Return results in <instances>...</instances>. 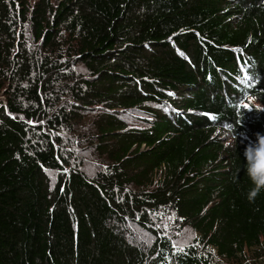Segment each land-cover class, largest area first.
<instances>
[{
    "label": "trees",
    "instance_id": "trees-1",
    "mask_svg": "<svg viewBox=\"0 0 264 264\" xmlns=\"http://www.w3.org/2000/svg\"><path fill=\"white\" fill-rule=\"evenodd\" d=\"M257 133L264 0H0V264H264Z\"/></svg>",
    "mask_w": 264,
    "mask_h": 264
},
{
    "label": "clouds",
    "instance_id": "clouds-1",
    "mask_svg": "<svg viewBox=\"0 0 264 264\" xmlns=\"http://www.w3.org/2000/svg\"><path fill=\"white\" fill-rule=\"evenodd\" d=\"M224 128L227 130V134H230L232 138H236L238 133L232 124H225ZM257 142L250 144L245 151L247 159V172L252 178L253 182L259 187L264 184V172H261L260 165L264 161V134L257 133ZM255 191L252 195H255Z\"/></svg>",
    "mask_w": 264,
    "mask_h": 264
},
{
    "label": "rangeland",
    "instance_id": "rangeland-1",
    "mask_svg": "<svg viewBox=\"0 0 264 264\" xmlns=\"http://www.w3.org/2000/svg\"><path fill=\"white\" fill-rule=\"evenodd\" d=\"M35 0H31V2L33 3ZM245 77V76H244ZM161 173H162V171H159V173H158V176H157V179H160V175H161ZM137 231L141 234V236L143 237H139V238H141L143 241L146 239V238H148V239H150V237L148 236V234L146 233V232H144V231H142V230H139L138 228H137ZM196 235L194 234V237H195ZM178 237V236H177ZM176 237V238H177ZM194 237L192 236V232L190 231V230H186V233H185V235L184 236H182V237H180L179 239H184V240H182V242H179V243H184V242H187L186 240H188L189 242H192L193 241V239H194ZM146 241V240H145Z\"/></svg>",
    "mask_w": 264,
    "mask_h": 264
},
{
    "label": "snow or ice",
    "instance_id": "snow-or-ice-1",
    "mask_svg": "<svg viewBox=\"0 0 264 264\" xmlns=\"http://www.w3.org/2000/svg\"><path fill=\"white\" fill-rule=\"evenodd\" d=\"M247 107V106H246Z\"/></svg>",
    "mask_w": 264,
    "mask_h": 264
}]
</instances>
